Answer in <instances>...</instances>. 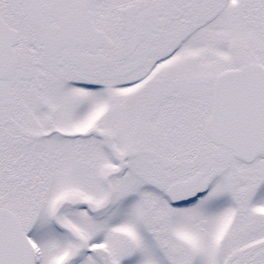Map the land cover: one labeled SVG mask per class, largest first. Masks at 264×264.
Instances as JSON below:
<instances>
[{
  "label": "snow or ice",
  "instance_id": "obj_1",
  "mask_svg": "<svg viewBox=\"0 0 264 264\" xmlns=\"http://www.w3.org/2000/svg\"><path fill=\"white\" fill-rule=\"evenodd\" d=\"M0 264H264V0H0Z\"/></svg>",
  "mask_w": 264,
  "mask_h": 264
}]
</instances>
